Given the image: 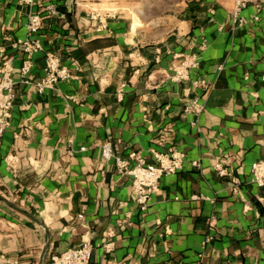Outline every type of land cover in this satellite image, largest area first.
Segmentation results:
<instances>
[{"label":"crops","instance_id":"obj_1","mask_svg":"<svg viewBox=\"0 0 264 264\" xmlns=\"http://www.w3.org/2000/svg\"><path fill=\"white\" fill-rule=\"evenodd\" d=\"M234 4L0 0V77L8 63L18 81L0 136V264H47L83 240L93 246L89 264H264V186L250 168L264 160V0L241 10V24ZM47 7L55 15L31 35L30 14ZM24 41L41 49L27 54ZM47 54L71 78L38 94ZM184 57L197 65L173 80ZM194 100L198 114L186 112ZM103 143L122 159L184 160L141 212L130 178L100 155Z\"/></svg>","mask_w":264,"mask_h":264},{"label":"built area","instance_id":"obj_2","mask_svg":"<svg viewBox=\"0 0 264 264\" xmlns=\"http://www.w3.org/2000/svg\"><path fill=\"white\" fill-rule=\"evenodd\" d=\"M255 0H235L232 8V15L237 23L244 22V18L240 16L241 10L248 3ZM26 6L33 7L35 0H23ZM56 11L52 7H47L44 12L30 14L28 19L27 29L31 35H37L44 26L43 16H54ZM90 18L97 22L96 31L101 32L106 29V23L102 17L96 13H90ZM14 44V47H17ZM23 51L27 54L37 52L41 49L38 41H24ZM197 61L194 57H184L180 65H176L174 69L173 80L186 78L189 68L195 67ZM29 62L23 63L20 73L26 75L29 70ZM12 70L10 64L5 63L0 77V136L9 127L8 117L10 116V105L15 96V88L18 81L14 80L9 74ZM45 75L38 83L34 85V90L38 94L45 90H54L59 81L68 80L71 78L70 72L60 65L58 57L50 54L46 55L45 67L43 69ZM27 83L25 80H23ZM23 81H20L23 82ZM203 110L197 101L186 108V112L198 114ZM100 155L106 161L112 160L115 164L116 172L123 177H129L131 180V188L133 189V198L136 206L141 212H145L148 208L151 196L158 191V184L162 177L173 175L181 169L184 160V154L180 152H152L153 162H146L145 158L137 153L131 152L127 159H122L118 155H114L111 149V144L103 143L99 146ZM82 147L80 150H84ZM252 182L259 188L264 186V160L251 164ZM214 170L217 171L220 177H228L229 172L220 163L214 165ZM235 181V180H233ZM114 243L108 242L103 245L106 253L113 250ZM93 246L90 241L83 240L77 248H70L62 251L60 254L52 255L47 264H89L91 260Z\"/></svg>","mask_w":264,"mask_h":264},{"label":"water","instance_id":"obj_3","mask_svg":"<svg viewBox=\"0 0 264 264\" xmlns=\"http://www.w3.org/2000/svg\"><path fill=\"white\" fill-rule=\"evenodd\" d=\"M4 203H5V205H6L7 207L14 209V210L17 211L18 213H20V214H22V215H24V216H26V217L28 216L29 218H31L33 221H35L36 223H38V224L40 225V222H39L38 220H36V218H34L31 214L26 213V212H23L22 210L18 209L16 206H14V205L11 204V203H8V202H6V201H4ZM46 242H47V243H46V245H45V249H44L43 254H42V259H43V260H44V258H45V256H46L47 252H48L49 249H50L49 238L46 240ZM40 264H42V263H40Z\"/></svg>","mask_w":264,"mask_h":264},{"label":"bare ground","instance_id":"obj_4","mask_svg":"<svg viewBox=\"0 0 264 264\" xmlns=\"http://www.w3.org/2000/svg\"><path fill=\"white\" fill-rule=\"evenodd\" d=\"M135 22H136V21H135ZM140 25H141V24L137 21V22L134 24L133 27H134V28H137V27H140Z\"/></svg>","mask_w":264,"mask_h":264}]
</instances>
